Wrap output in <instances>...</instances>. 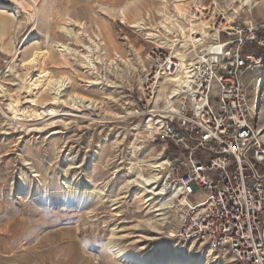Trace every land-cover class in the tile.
Here are the masks:
<instances>
[{"label":"rangeland","instance_id":"rangeland-1","mask_svg":"<svg viewBox=\"0 0 264 264\" xmlns=\"http://www.w3.org/2000/svg\"><path fill=\"white\" fill-rule=\"evenodd\" d=\"M173 2L0 0L1 83L12 93L18 92L17 84L25 78L23 59L36 46L46 48L41 40L44 34L48 35V44L52 46L47 68L53 77L66 75L71 78L61 93L69 104L55 105L57 113L44 122V128H19L9 101L0 98V264H135L116 257L107 243L115 230L114 237L124 245L125 252L128 255L137 253L152 233V228L144 222L149 217V207L129 192L123 194L119 208L115 210L110 202H100L92 191L99 187V183L108 182L105 198L114 199L126 182L124 167L116 166L117 161L126 157L125 145L120 151L115 148L118 141L103 140L116 131L125 132L128 139L134 133L147 134L144 144L152 147L150 153L162 151L160 144L151 142L153 131L139 129L153 115L138 116L134 112L140 87L138 78L151 62L146 59L149 52L160 42L157 38H149L142 29L130 27L129 22L147 17L146 22L151 20L160 27L158 23L163 18L160 13L173 14ZM182 2L180 7H188L190 12L194 6H206L209 10L204 18L215 28L216 16L225 13L232 22L227 23L225 19L223 26L230 27L231 24L247 32L250 28L251 35L258 39L245 47L260 58V63L247 73V89L256 108L255 125L259 130L262 125L264 131V0H257L253 8L246 6L238 15L231 11L232 7H239L237 0ZM122 9L126 10L125 13ZM67 15L81 24H69L74 35L78 33L73 39L61 29L63 24L68 25ZM100 33L107 44L106 55L94 74L86 70L81 54L75 52L67 60L57 51L59 43L82 50L89 38L94 39ZM133 47L139 51L144 67L135 61L136 68L123 63L122 60L135 56ZM116 56L119 65L111 62ZM12 61L14 67L11 71L1 75ZM117 65L119 73L116 72ZM98 75L104 78L102 89L93 84ZM107 78L113 81V86L109 85ZM51 91L46 87L36 96L32 94L36 93L35 89L22 93L23 108L33 103L38 108L51 107ZM89 100L98 105L91 106ZM126 101L133 111L130 114L124 108ZM35 123L39 122H32ZM101 143L100 157L91 160L90 154L95 153ZM166 155L172 157L174 148L169 147ZM195 197L198 201L204 200L206 190H197ZM172 212H169L162 234H158L159 238L155 240L156 246L176 250L197 241L185 243L173 238L176 217ZM206 248L212 247L202 244L200 249L193 251L203 258ZM214 250L217 253L223 251ZM223 252L233 258L230 252Z\"/></svg>","mask_w":264,"mask_h":264},{"label":"built area","instance_id":"built-area-1","mask_svg":"<svg viewBox=\"0 0 264 264\" xmlns=\"http://www.w3.org/2000/svg\"><path fill=\"white\" fill-rule=\"evenodd\" d=\"M208 10L198 5L191 14L203 18ZM215 19L217 35L212 32L191 52L173 53L178 30L164 35L157 28L160 44L149 52L134 112L160 116L151 142L165 155L174 148L172 157L166 155L163 180L175 210L173 238L230 252L235 264H264V140L247 89V73L260 58L245 48L258 39L250 28L223 26V13ZM181 53L188 60L189 85L171 102L158 100L161 84L181 69ZM201 189L207 197L198 201L195 193Z\"/></svg>","mask_w":264,"mask_h":264},{"label":"bare ground","instance_id":"bare-ground-1","mask_svg":"<svg viewBox=\"0 0 264 264\" xmlns=\"http://www.w3.org/2000/svg\"><path fill=\"white\" fill-rule=\"evenodd\" d=\"M182 1L183 0H174V8L171 11L173 14H169L167 11L161 12L160 14L163 18L158 23L160 27L164 28L163 34L165 35L172 34L178 30L180 36L178 38L181 43H179L178 45L171 46L173 49V53L179 52L180 49H184L186 52H191L196 49L199 43L205 42L206 38L211 35L212 31L215 35H217V28L210 25L209 20H206L204 17H194L188 7L182 9L180 7V5L183 4ZM193 1H197L199 3L201 0ZM237 1L239 7L231 8V11H233V13L236 15H238L240 11H244V8L246 6H250L251 8H253L257 5V0ZM165 3H167V1ZM121 11L122 13H125L126 10L122 9ZM223 14L225 15V13ZM33 16L34 15L32 14L31 17L34 18ZM146 18L141 17L138 19L131 20L129 22V26L137 29H142L143 31H145L149 38L155 39L156 37L157 39H159L162 34L156 31L158 26L154 25V23H152L150 19H148L150 21L147 20L149 23L146 22ZM180 18L184 21L181 22ZM225 19L227 20V23L232 22V19L229 16L225 15ZM66 20L68 21V25L63 24L61 26V29L66 33L68 37H70V39H73L74 36L78 33H75L74 35L73 31L70 30V25L81 24L77 20L71 18L69 15L66 16ZM83 25L84 24H82V26ZM5 27L7 28V26ZM84 27L86 26L84 25ZM229 28H231V24ZM199 35H201L200 40L196 38ZM47 37V34H44L41 37L42 44H46L45 49L41 48L40 46H36L23 59L25 78L17 84L19 85L17 93H12L11 91H9L1 83L0 79V98H5L6 101H9V108L13 113V119L17 120L15 123L19 125V128L22 127L30 130L44 128V122L52 119L51 116L57 113V108H55V105L62 103L69 104L67 100L61 97V93L65 90L66 85L68 82H70L71 78L66 75H62L60 77H53V75L51 74L52 72H50L47 68V60L51 57L52 53V46L48 44ZM94 37V39H88V43L86 42V45L84 44L85 48L82 50H80L79 48L74 49L70 44L65 45L63 43H59L57 46V51L60 52L62 58H66L67 60L71 56V54H75V52L81 54L82 63L84 64L85 68H87L86 70L90 72L89 74H94L97 72H94V70H97L98 63H102L105 58L107 45L102 34H96V36ZM134 52L135 56L129 58L128 60H122L123 63H126L132 68H136L135 62H138L141 63L144 67L143 59L139 51L134 48ZM180 58L181 69L179 70V72L173 75L168 82H164L161 84L158 92V100L167 98L168 101L171 102V100L174 99L173 96L181 92L184 86L189 85L188 60L186 54L181 53ZM146 59H149V57L147 56ZM119 61V57L116 56V58L113 59L111 62L112 64L119 65ZM118 65L117 68L115 67L117 69V73H119ZM12 67H14V61L10 62L7 65L6 70L2 72L1 75L5 72L9 73ZM143 70L142 71L144 74L147 69L144 68ZM143 74L138 78L140 82L142 80ZM95 77L96 80L93 84H98V88H104L103 86H101L104 85L103 76L100 77L98 75ZM107 81L111 83L109 84L110 86H113L112 80L107 78ZM46 87H50V89L52 90L51 104L53 105L51 107H48L46 109L38 108L36 103H33L32 105L23 108L22 101L20 98L22 93H29L32 89H35L36 93L32 94L33 96H36L43 89H46ZM170 94H172L171 99H169ZM73 101L75 102V99H73ZM89 102L91 106L98 105L95 104L92 100H89ZM125 104L126 105L124 106V108L127 109L128 114L132 113V109L127 106V101ZM170 105H172L171 108L173 110H176L175 104ZM119 117H125V115H120ZM32 122L39 123L32 124ZM161 122L162 121L160 119V116H153L149 118L145 126L138 127L142 131H153L156 127L160 126ZM259 128V136L260 134H263L262 136L264 140V131L262 125H260ZM147 136V134L134 133L133 136L128 139L126 137L125 132L116 131V133L112 136H108L103 139L106 141H110L111 139H113V141H118V145L115 148H118L120 151L123 149L121 146L125 145L124 148L127 149L126 157H122L123 159L120 162L117 161L116 166L124 167V171L127 174V178L126 182L120 188V192L118 193L119 196L114 199L109 200L105 198V190L107 191L109 189L108 182L99 183V187L97 188L96 186V188L92 192L99 197L100 202H110L111 205L114 206L113 209L115 210L119 208L118 204L120 202V198L123 197V194L132 192L134 195L140 198V201L143 200V203L146 204L147 207H149V217L145 219L144 222L148 226H150V228H152V233H150L149 237L146 239L147 243L142 245L140 250L133 255H128L125 252L126 248L123 244H121L117 237H114L116 232L115 230H113V236L109 238V241L107 243L111 252L116 257L125 258L126 260H129L131 263L135 264H235L234 259L228 258L223 251L217 253L218 251H215L212 248H206L204 251V257L200 258L197 254V251H193L194 249L197 250L202 247V243L198 241H193L187 247H180L176 250L174 248L167 249L163 246L160 248L156 246L155 240L159 238L158 234H162V228L164 226V223H166L167 218L170 216L169 212L175 210L173 207L174 205H171L172 194L166 192V185L163 182L166 176V164L169 162V160L163 151L150 153L152 147H146V145L144 144L146 141L145 137ZM102 147V143L98 144L95 153L90 154L91 160L94 157L95 159L97 157H100V150ZM67 157L69 158L68 155Z\"/></svg>","mask_w":264,"mask_h":264},{"label":"trees","instance_id":"trees-1","mask_svg":"<svg viewBox=\"0 0 264 264\" xmlns=\"http://www.w3.org/2000/svg\"><path fill=\"white\" fill-rule=\"evenodd\" d=\"M170 147H172V146H170Z\"/></svg>","mask_w":264,"mask_h":264}]
</instances>
